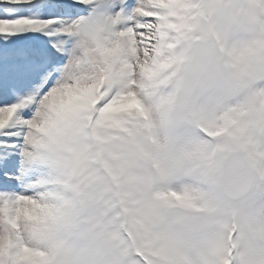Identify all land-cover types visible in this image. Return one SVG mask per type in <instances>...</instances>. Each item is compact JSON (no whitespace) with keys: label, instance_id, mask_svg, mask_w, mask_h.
Listing matches in <instances>:
<instances>
[{"label":"snow or ice","instance_id":"snow-or-ice-1","mask_svg":"<svg viewBox=\"0 0 264 264\" xmlns=\"http://www.w3.org/2000/svg\"><path fill=\"white\" fill-rule=\"evenodd\" d=\"M233 31L264 41V0H0V264H240L235 222L199 233L230 175L264 187V108L181 149L167 92Z\"/></svg>","mask_w":264,"mask_h":264},{"label":"clouds","instance_id":"clouds-1","mask_svg":"<svg viewBox=\"0 0 264 264\" xmlns=\"http://www.w3.org/2000/svg\"><path fill=\"white\" fill-rule=\"evenodd\" d=\"M251 41L233 31L226 49L192 47L181 74L167 89L178 148L191 142L197 126L225 110L264 108V41ZM214 199L218 214L203 222L200 238L209 244L223 241L227 226L235 222L238 235L229 243L240 264H256L264 253V187L245 185L230 175Z\"/></svg>","mask_w":264,"mask_h":264}]
</instances>
